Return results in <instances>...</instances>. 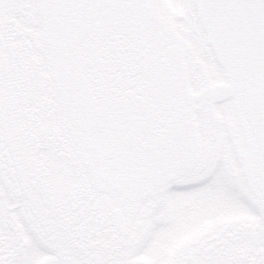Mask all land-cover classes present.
Instances as JSON below:
<instances>
[{
    "label": "snow or ice",
    "instance_id": "6c2138e0",
    "mask_svg": "<svg viewBox=\"0 0 264 264\" xmlns=\"http://www.w3.org/2000/svg\"><path fill=\"white\" fill-rule=\"evenodd\" d=\"M0 264H264V0H0Z\"/></svg>",
    "mask_w": 264,
    "mask_h": 264
}]
</instances>
